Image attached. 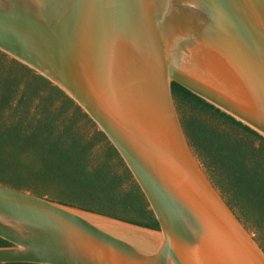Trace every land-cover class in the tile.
<instances>
[{
    "label": "water",
    "instance_id": "obj_1",
    "mask_svg": "<svg viewBox=\"0 0 264 264\" xmlns=\"http://www.w3.org/2000/svg\"><path fill=\"white\" fill-rule=\"evenodd\" d=\"M0 51L117 150L159 230L0 183V264H264L189 145L175 82L264 138V0H0Z\"/></svg>",
    "mask_w": 264,
    "mask_h": 264
},
{
    "label": "trees",
    "instance_id": "obj_2",
    "mask_svg": "<svg viewBox=\"0 0 264 264\" xmlns=\"http://www.w3.org/2000/svg\"><path fill=\"white\" fill-rule=\"evenodd\" d=\"M171 88L194 154L264 250V138L181 85ZM0 183L159 230L104 133L58 87L1 51Z\"/></svg>",
    "mask_w": 264,
    "mask_h": 264
}]
</instances>
